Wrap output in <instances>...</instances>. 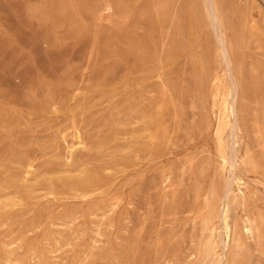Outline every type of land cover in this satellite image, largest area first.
I'll return each instance as SVG.
<instances>
[{"label": "rangeland", "instance_id": "374dc122", "mask_svg": "<svg viewBox=\"0 0 264 264\" xmlns=\"http://www.w3.org/2000/svg\"><path fill=\"white\" fill-rule=\"evenodd\" d=\"M214 1L243 81L230 251L264 264V0ZM210 20L208 0H0V264L221 253L230 76Z\"/></svg>", "mask_w": 264, "mask_h": 264}, {"label": "bare ground", "instance_id": "6f19581e", "mask_svg": "<svg viewBox=\"0 0 264 264\" xmlns=\"http://www.w3.org/2000/svg\"><path fill=\"white\" fill-rule=\"evenodd\" d=\"M208 1H209V13H210V17L212 20V21L211 20L210 21L213 23L214 30L216 31V34H217V39H218L217 43H219L220 47H221L220 54H221V56L225 62V66H226L225 67L226 68L225 73L228 72L227 74H229V76H230L229 100L224 105L223 115L228 118L230 130H231V139L229 142V160L227 163L229 166L228 178H227V185H228L227 186V193L225 195L224 200H222L223 204H222V208L220 210V215H219V220H218L219 225H220V233H219L220 239L219 240H221L219 242L221 244L220 246H222V251L218 256L212 255L214 257L211 261V264H239L241 261V259L239 258L240 253H236V251H230V240L229 239H230L231 228H230V225L227 221V212H228V206H229V202L231 199V195L233 192L232 187H233V184H235L237 182V170L239 168V163H238V158H237L238 147L236 145V137H237V135L240 134V124H239V114H238V110H237V103H238V99L240 97V93L242 90L243 81L241 80V78L237 74V71L235 68V63H234L233 57L230 53L229 46H228V44H227V42L223 36V33L221 32L222 22H221V19L219 17L217 5H216L214 0H208ZM215 128H217V127H215ZM229 136H228V138H229ZM244 156H245V154H244ZM243 163H244V161H243ZM250 164H252V163H250ZM204 226H206V224ZM261 228H263V222L258 220L255 223H252V225H249L247 227L246 232H250L252 234H254V232H255V233L259 234L258 232L261 231ZM203 239H205V238H203ZM211 244L214 248L215 242L212 239H211ZM210 254H212V253H210Z\"/></svg>", "mask_w": 264, "mask_h": 264}]
</instances>
